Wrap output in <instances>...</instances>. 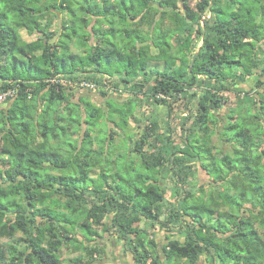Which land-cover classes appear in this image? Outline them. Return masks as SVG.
I'll list each match as a JSON object with an SVG mask.
<instances>
[{"label":"trees","instance_id":"trees-1","mask_svg":"<svg viewBox=\"0 0 264 264\" xmlns=\"http://www.w3.org/2000/svg\"><path fill=\"white\" fill-rule=\"evenodd\" d=\"M255 70L264 75V0H0V92L13 90L0 109V264H64L68 244L89 254L74 264H92L103 249L91 241L107 232L135 264H199L203 253L264 264V94L230 87ZM83 79L133 96L106 111L72 102L68 82ZM156 104L164 124L153 114L133 147L117 138L138 106Z\"/></svg>","mask_w":264,"mask_h":264},{"label":"rangeland","instance_id":"rangeland-1","mask_svg":"<svg viewBox=\"0 0 264 264\" xmlns=\"http://www.w3.org/2000/svg\"><path fill=\"white\" fill-rule=\"evenodd\" d=\"M49 19H48V22L49 20H51V25H52V28L54 26H56V28H58L62 21L67 19V16L63 13V11H61L58 16H52V15H49ZM21 35L24 39L28 40V39H35L34 36L30 35L27 33V31L25 30H21ZM169 40L172 38H174V36L170 37L168 36L167 37ZM201 45V43H200ZM72 49L73 51L75 52H82L84 51V47L82 46H79V44H72ZM197 50V49H196ZM259 72V71H258ZM261 74H262V71H260ZM259 75V78L263 79L264 80V75ZM251 77V76H250ZM253 79L250 80V84H253V87L250 88L249 90L251 89H256V92L259 90L260 92H262L264 94V86L262 87H256V76H253L252 77ZM231 88H233L232 86H230ZM234 89V88H233ZM72 93L73 95L70 97V100L72 102H79V97H82L83 98V101H85V99H89L93 102V108H101L102 111H106L108 109V103L107 102H110L112 105L115 106V108L118 107V109H121L122 105L124 102H126L130 97L133 96V93L132 91H119V92H116L114 91L113 89H110V90H106L107 91V94H103L101 93L100 91L101 90H92V89H85V88H80L78 86H74V88L72 89ZM248 90V89H247ZM240 91V92H243V90H237V92ZM228 94H230V101H233L230 103V105L227 107V108H230L232 106H236L238 104L237 102V99L235 97V92L233 91H230L228 92ZM256 94V93H254ZM242 96L244 97V104H247V101L245 99L246 96H244V93H242ZM10 106V103H7L6 100L5 101H2L0 102V109L2 108H8ZM247 106H251V108H253L252 110L254 112L257 111L254 103L251 101L250 104H247ZM155 111H153V113H148L147 115L144 113L143 114V111L140 110V107L138 106L137 108V111H135V116L136 118H133L130 120L129 122V125H128V128L126 130H123V131H120L119 130V133L117 135V138H126L128 141H129V145L130 147H133L134 144H133V141L132 139H135L139 136V134L142 132L143 130V125L145 124V122H147L150 117L154 114L155 116H158L160 119H162V123L164 124V122H166V110L164 106L162 105H155ZM223 114V113H222ZM101 115L100 114L97 118H96V122H100L101 120ZM227 124L225 118L223 117V120L220 122V127L221 128H224V126ZM220 128V129H221ZM76 136H79V133H76L75 134ZM215 140L217 141V143L222 146L224 149H227L229 148L228 146H225L223 143H220L219 141V138L218 136L215 135ZM112 150V149H111ZM127 151V153H126ZM105 152L108 153L110 152V148H106L105 149ZM122 152L123 154L126 153V156L123 157L124 159H122L121 162H119L120 164L122 165H127L128 164V156L127 154H130V151L127 149V148H124L122 149ZM108 155V159L110 158V153L107 154ZM103 163H107L105 161V157L103 156ZM121 165H118V167H120ZM57 172V171H56ZM99 173V171L97 172H94L92 175L93 176H97V174ZM196 176H197V180L196 182L199 181V183L201 184H205L206 185V188L207 189H210L211 185L209 184L210 183V177L208 176V174L206 173L205 170H203L202 168H200L197 172H196ZM168 187H169V194H168V197L169 199L173 200L174 198V195L176 193V189L175 187L173 186L172 182L171 181H168ZM163 234V233H162ZM22 233L21 232H18L17 233V236H21ZM161 233L159 234H155V237L156 239L159 241L161 240L162 236H160ZM74 238L78 241H81L84 237L80 234V232H76L74 234ZM9 239L5 236H2L0 234V244H4L8 241ZM117 240L123 244L119 239H117V237H115V235H111L109 232L107 234L104 235V237L102 238H98V242H97V245L103 249V251H101L100 253V257H102L101 259H97L95 262H93L92 264H118L119 263V260H117V257L118 254H123L124 256L127 254V251H126V248H123L120 247L119 249V245H117ZM94 245H96V242H94ZM121 249H123L121 251ZM61 256H62V260L64 261V264H74V259L78 256H83L84 258H88L89 254H87V251H85L84 249H80V250H77L75 248V246L73 245H65L63 246V248L61 249ZM97 255H95L96 257ZM98 258V257H97ZM199 264H211L208 260H207V257H206V254L203 253L201 256H200V259H199Z\"/></svg>","mask_w":264,"mask_h":264},{"label":"crops","instance_id":"crops-1","mask_svg":"<svg viewBox=\"0 0 264 264\" xmlns=\"http://www.w3.org/2000/svg\"><path fill=\"white\" fill-rule=\"evenodd\" d=\"M259 71V72H258ZM261 70H255V72H254V74L253 75H251V77L249 76L245 81H243V82H241V81H239V82H237V83H234L233 85L231 84V86L235 89V90H249L250 88H252L253 87V84H250L251 82H250V80L251 79H253L252 77L253 76H256V80H258V78H259V75L261 74V72H260ZM255 88V87H254ZM200 169V168H199ZM198 169V170H199ZM108 233V232H107ZM107 233H105V234H107ZM159 233H161V235L160 236H162V238H161V240H157L158 242H159V244H160V246L162 247L166 242H167V236H168V234L170 233V232H166V231H164V230H160V231H156L155 232V234H159ZM163 233V234H162ZM155 234H154V237H155ZM115 237H117V236H115ZM170 237H172V238H178V239H180V240H182V241H184V234H173V235H170ZM98 238H100V237H97L96 238V240L97 241H91V242H98ZM156 238V237H155ZM118 239V238H117ZM90 242V243H91ZM117 245H119L118 247H119V249H120V247H122L123 248V246H124V244H121L118 240H117ZM124 248H125V246H124ZM123 248V249H124ZM123 249H121V251L123 250ZM118 256L119 257H117V260H119V263L118 264H135V259H134V256H133V254L132 253H130L129 251H127V254L124 256L123 254H118Z\"/></svg>","mask_w":264,"mask_h":264},{"label":"built area","instance_id":"built-area-1","mask_svg":"<svg viewBox=\"0 0 264 264\" xmlns=\"http://www.w3.org/2000/svg\"><path fill=\"white\" fill-rule=\"evenodd\" d=\"M53 80H60L62 81L65 85H67V79L65 78H55ZM71 86H78L80 88H85V89H92V90H110V89H113L114 90V87H112L110 85V83L108 81H104V83L102 85L94 82V81H90V80H75L73 82H68ZM119 91H123V89H120ZM13 95V90L9 89L8 91L6 92H0V102L2 101H5L8 96H11Z\"/></svg>","mask_w":264,"mask_h":264},{"label":"water","instance_id":"water-1","mask_svg":"<svg viewBox=\"0 0 264 264\" xmlns=\"http://www.w3.org/2000/svg\"><path fill=\"white\" fill-rule=\"evenodd\" d=\"M196 56H197V52L193 56V62L195 61Z\"/></svg>","mask_w":264,"mask_h":264}]
</instances>
